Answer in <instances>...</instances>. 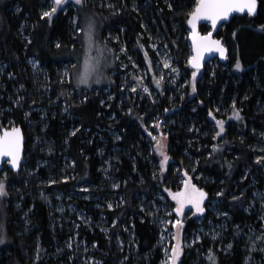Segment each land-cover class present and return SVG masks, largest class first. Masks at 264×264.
Returning a JSON list of instances; mask_svg holds the SVG:
<instances>
[{"label": "trees", "instance_id": "obj_1", "mask_svg": "<svg viewBox=\"0 0 264 264\" xmlns=\"http://www.w3.org/2000/svg\"><path fill=\"white\" fill-rule=\"evenodd\" d=\"M50 1L0 0V61L8 65L4 75L0 74V122L15 119L26 138L22 170L3 171L7 194L0 206V221L6 226L8 243L0 249V264H70L65 256L46 260L38 255L41 247L53 256L56 243L66 238L55 223L58 215L37 191L35 176L46 178V169L54 181L49 190L67 197L72 193L69 203L93 220L92 227L80 228L79 236L88 246L96 245L101 264H122L126 259V264L162 263L159 218L164 206L169 212L175 209L166 191H180L183 177H190L208 195L202 222L186 215V234L221 222L209 210L211 201H219L225 215L222 220L230 225L226 243L232 245L227 254L214 248L207 263L245 264L244 238H237L236 228L246 233L249 227L263 225L247 208L256 192L264 189L260 146L264 132V0H258L255 16H235L218 31L228 58L224 63L207 64L202 72L186 63L190 56L187 22L198 0H108L110 4L83 0L86 9L102 22L100 37L114 55L113 70L119 76L129 73L128 82L137 79L140 68L150 67L149 59L157 57L150 47L149 30L162 37L161 45L169 46L181 82L188 81V85L182 98H173L170 83L157 86L153 82L155 99L139 90L132 92L126 83L119 86L123 81L119 76L112 77V85L90 91L87 97L73 77L70 82L63 80L57 70L70 61L60 58L61 52L79 47V34L72 24L75 10L43 15ZM200 31L208 33L211 28L204 25ZM30 59L45 71V96L35 92ZM237 61L241 69H236ZM16 89L25 97L24 106L16 107ZM72 89L79 95L70 93ZM40 100L45 109L42 120L41 113L30 107ZM218 120L224 122L219 136ZM36 121L42 123L30 134L27 123ZM154 134L166 139V152ZM33 136L51 144L50 156L41 154L42 148L34 152ZM162 153L168 157L164 163ZM46 159L50 164L40 168L37 160ZM72 218L76 220V215ZM169 219L175 220L176 215L171 213ZM101 221L108 233L95 227ZM203 245L208 248L210 242L204 240ZM195 249L186 250L183 264L195 263Z\"/></svg>", "mask_w": 264, "mask_h": 264}, {"label": "rangeland", "instance_id": "obj_2", "mask_svg": "<svg viewBox=\"0 0 264 264\" xmlns=\"http://www.w3.org/2000/svg\"><path fill=\"white\" fill-rule=\"evenodd\" d=\"M108 2V0L106 1ZM107 4H110L109 2ZM55 8L54 12L51 14L54 16L59 12L67 13L68 11L75 10V18L72 19L73 28L76 31L77 35L79 34V47L72 49L71 51L61 52L60 58H64L63 60H68L70 62H63L61 64L62 68L58 71V75L65 81L70 82L71 77H73V81L78 88V90L83 91L84 95L87 97V93L98 92L96 89H102L108 87L114 83V76H119L118 72L113 70V65L115 64V59L113 53L108 49V47L102 43L101 41V31H102V22L100 19L93 15L94 13L88 11L82 2L81 4H77L76 0H62L61 4L57 5L55 0H51L45 7V12L51 11V9ZM154 25H157L155 22ZM152 29L149 30L148 35L150 39V47L152 50L156 52V58L154 61L149 59L150 67L140 68L137 73V79L132 81H127L129 73H125L120 75L119 77L123 80L119 86H123L126 83L131 89L132 92L141 91L146 93L150 97L155 99L157 93L153 91V82L159 81L163 83H170L168 91L171 92L172 96L180 95L183 97L184 88L188 85V81L185 83L181 82V72L176 61V58L169 50L168 45H161L159 39L161 36H156L151 33ZM211 32V31H210ZM209 33V32H208ZM206 34V33H203ZM190 35V32H189ZM105 42V41H104ZM190 46V45H189ZM125 52V49L122 53ZM148 56V55H147ZM192 57L191 47H190V56L187 58V64L189 63V59ZM149 58V57H147ZM218 61H213L211 64H215ZM29 65L33 71L34 77V88L35 92L38 96H45V85L43 82L47 81L45 78V71L41 68L39 63L30 59L28 61ZM167 64V66H165ZM86 65L90 70L89 75V83L81 84L78 82L80 75L85 71ZM8 68V65L2 64L0 61V74L4 75ZM123 67L122 70H124ZM113 70V72H112ZM150 70V71H149ZM152 75V78H151ZM7 78L11 79V75H7ZM159 84V85H161ZM147 88L148 91L145 92L144 89ZM135 89V91H133ZM23 90V89H21ZM96 90V91H94ZM107 94L110 95L111 87L107 88ZM124 89L122 88V91ZM76 89H72L70 93L76 94ZM14 94L17 95V99L15 100L16 107L24 106L25 97L24 95H18V89H16ZM11 95V94H10ZM76 95H79L78 92ZM173 96V98H174ZM8 101H13V99L9 98ZM41 100L35 103H31L30 107H33L32 111H36L41 113L39 116L41 120L45 118L42 112H44V107L41 106ZM34 106H36L34 108ZM65 107V105H64ZM66 108V107H65ZM28 117L25 120L28 121ZM27 123V122H26ZM42 122H28V130L31 134L33 130L39 126ZM18 126L17 121L13 118L9 119L7 123L0 122V135L4 129H13ZM149 135H151L148 132ZM154 139L161 145L164 152H166V139L159 138L158 135H153ZM32 147L34 152L41 149V154H46L50 156L52 153H49V148L51 144L47 141H44L42 137L33 136ZM261 138V151L264 152V132H262ZM47 161L37 160V164H39L40 168H45L47 164H50L49 159ZM264 166V165H263ZM24 171L26 170L23 169ZM46 169L47 177L43 178L40 176H35V181L37 183V191L40 195L42 201L47 204H50L51 208H53L54 214L58 215V219L55 223L61 226L62 231L65 233L66 238L63 242L56 243L55 252L52 256L51 253L38 248V255L41 257L46 256V260L50 257L57 258L60 255L65 256L66 259L69 260L70 264H101L98 260V257L95 255V249H97L96 245L90 247L84 242L79 236V230L82 226L84 227H92L93 220L90 216L87 215L81 209H78L76 206L69 203L71 199V195L69 197L66 194L60 191H50L49 188L53 186V176L49 173V170ZM165 170V168H164ZM36 174V171L33 172ZM2 181L5 184V194L0 195V206L2 205L4 199H6L7 194V184L6 178L7 174L4 172L2 174ZM181 192L185 188V181H189L190 184L194 183L190 179V177L181 178ZM5 180V181H4ZM197 189H199L196 186ZM204 191V190H203ZM80 192L82 190L78 186L77 195L81 196ZM205 192V191H204ZM170 200L174 202L175 209L173 211H168L166 206L163 207V215L159 218V228H160V247L163 253V261L161 264H172V260L170 257L173 255V248H177L179 255L175 261V264H183L182 260L184 259L186 250H193L197 245H200L198 249H195V253L198 256L197 260L194 264H208L207 259L210 255H212L213 249L216 248L217 252L227 254L232 243H226V240H230L228 236H226L227 230L230 229V225L227 222L223 221L224 213L219 209V201H211L209 210L216 215L218 219L221 220L219 223L210 222L207 227L200 226L198 230L192 231L191 233H187L185 230V217L187 214H190V217H195L197 222H202L203 218L206 214L205 204L208 201V195L205 196L201 206L204 208L202 213L196 212V209L191 204H186L182 210V212H177L176 208L178 207L177 201L173 199V194L177 192H172L171 190H167ZM206 193V192H205ZM252 211L253 214L257 216V221L262 223V227L260 229L255 228L254 226L249 227L246 233L243 232V228H236L237 238L243 240V249L242 251L246 254L245 264H264V189L258 190L254 195V200L250 203V207L247 208V212L250 213ZM174 213L176 215V219L171 221L169 219V215ZM76 215V220L72 217ZM180 221L177 224V221ZM5 224L0 221V238H3L4 243L0 244V249L3 248L8 243L7 233ZM99 230H104V232L108 233L107 226L105 222H100L95 225ZM246 227H244L245 229ZM240 229V231H239ZM242 229V230H241ZM247 229V228H246ZM240 232V234H239ZM106 233V234H107ZM207 240L210 242V246L206 248L203 245V241ZM231 242V241H230ZM124 244H120L119 246L123 248ZM134 250V248H133ZM130 254L132 253V248L130 250ZM213 252V253H212ZM259 255V256H258ZM38 256V257H39ZM189 256V254H188ZM127 259L122 262V264H126Z\"/></svg>", "mask_w": 264, "mask_h": 264}, {"label": "snow or ice", "instance_id": "obj_3", "mask_svg": "<svg viewBox=\"0 0 264 264\" xmlns=\"http://www.w3.org/2000/svg\"><path fill=\"white\" fill-rule=\"evenodd\" d=\"M62 0H55L57 5L61 4ZM83 0H76L77 4H81ZM240 7L241 10L247 8L248 13H254L257 7V0H245L244 3L236 5L233 3V0H198V3L195 6V9L190 13L191 19L188 23L193 25L195 28L196 20L200 17H205L211 21L213 27H215L217 21L222 17H226L229 12L233 10L234 7ZM56 9L53 8L49 12H44V16H50L51 12H54ZM264 28V26H261ZM193 44L195 49V55L190 57L189 63L196 69L200 67V60L202 53L217 51L223 57L225 55L226 49L220 40H215L212 38V33L209 32L207 35L200 36L198 33H193ZM167 66V64L165 65ZM236 69H241V64L237 61L235 65ZM90 70L86 65L85 71L80 75L78 82L81 84L89 83ZM193 79H195L196 72L192 73ZM157 86H159V81H156ZM135 91V89H133ZM145 92L148 91L147 88L144 89ZM192 91H196L195 83L192 84ZM236 118L240 119L239 113H235ZM217 123L220 125V132H217L216 135L219 136L221 132L224 131V122L218 120ZM20 130L18 128H13L11 131H5L3 135H0V156H8L11 159L8 161L12 164L13 167H19V153H20ZM159 150V149H158ZM164 155V160L162 163L166 162L168 157ZM259 160V158H258ZM187 175V173H185ZM5 194V184L3 181H0V195ZM222 193H218L221 195ZM205 193L202 189H197L195 185L190 184L189 181H185V188L181 192L173 194V199L177 201L178 207L176 211L182 212L186 204H191L195 207L196 212L202 213L204 208L201 206L205 196ZM235 199V197H234ZM111 207V205H109ZM177 224L180 223L178 220ZM4 243L3 238H0V244ZM179 255L178 249L173 248V255L170 257L172 264H175V261Z\"/></svg>", "mask_w": 264, "mask_h": 264}, {"label": "water", "instance_id": "obj_4", "mask_svg": "<svg viewBox=\"0 0 264 264\" xmlns=\"http://www.w3.org/2000/svg\"><path fill=\"white\" fill-rule=\"evenodd\" d=\"M245 0H233V3L236 4V5H240L242 3H244ZM258 8H259V1L257 0V7H256V10L254 13H248L247 11V8H244L243 10L240 9V7H234L233 10L231 12H229V14L226 16V17H222L221 19H219L215 25V27H213L212 23L210 20H208L207 18L205 17H200L199 19L196 20V25H195V28H193V25L188 23L187 22V27H188V30L190 32V35H189V45L191 47V53H192V56H194L196 53H195V49H194V44H193V33H198L200 36H204V35H207L208 33L206 34H203L201 31H200V27L201 26H204V25H208L210 26L211 28V33H212V38L215 39V40H220L217 38V34H218V31L226 24H228L232 18H234L235 16H241V15H249V16H255L257 11H258ZM191 19V16L189 18V20ZM188 20V21H189ZM221 43L223 44L224 48L226 49V52H225V55L222 57L220 55L219 52L213 50V51H210V52H204L202 53V57H201V60H200V67L199 69H196L192 66V64L190 63V67L194 70H197V71H200L202 72L205 68V66L213 61H219L221 63H224L226 62L227 58H228V50L226 48V46L224 45L223 41L220 40ZM16 128H18L20 130V153H19V156H20V159H19V167H13L12 164H10L8 161L11 159V157H8V156H0V181H1V175L3 173V171L8 168L10 171L12 172H15V173H18L22 170V166L23 164L25 163V148H26V138H25V134H24V131H23V128L21 126H17ZM12 130V129H11ZM9 129H4L1 133V135H3V133L5 131H11Z\"/></svg>", "mask_w": 264, "mask_h": 264}]
</instances>
